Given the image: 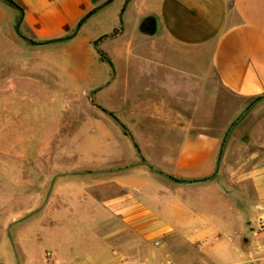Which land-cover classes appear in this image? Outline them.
I'll return each mask as SVG.
<instances>
[{"label":"crops","instance_id":"0c3cea01","mask_svg":"<svg viewBox=\"0 0 264 264\" xmlns=\"http://www.w3.org/2000/svg\"><path fill=\"white\" fill-rule=\"evenodd\" d=\"M13 1L21 9L0 0V14L9 20L14 44L29 50L20 70L30 71L31 83L22 80V89L44 87L32 81L41 51L61 70L55 81L44 74L47 87L61 89L55 94L110 91L128 102L133 97L120 110L96 102L107 112H100L96 126L104 115L132 133L116 130L109 151L95 158L78 153V166L54 161L68 158L65 152L4 154L41 165L56 193L46 199L42 215L35 209L25 226L14 227L18 264H162L165 256L176 264H218L248 258L258 239L254 228L246 230L264 215L263 129L229 135L221 155L219 134L182 128L207 126L199 113L209 115L223 90L264 109V0ZM143 20L150 26L143 27ZM63 57L82 59L70 67ZM37 110L22 107L15 116V141L36 138L43 129L52 131V143L56 126L70 121L68 109L53 104L36 126ZM141 127L178 133L140 135L133 129ZM40 235L50 244L36 250L30 240L36 236L38 242Z\"/></svg>","mask_w":264,"mask_h":264},{"label":"rangeland","instance_id":"374dc122","mask_svg":"<svg viewBox=\"0 0 264 264\" xmlns=\"http://www.w3.org/2000/svg\"><path fill=\"white\" fill-rule=\"evenodd\" d=\"M12 35V31L9 29V20L0 14V116H6L4 121L0 120V261L3 264H18L17 246L13 234L14 227L26 222L23 224L25 226L28 223L27 220L35 215V211L32 212L35 209L38 215H42L45 210L46 199L50 195L56 194L55 191L49 189L51 177L48 174H44L45 169H42L41 165L38 164L37 167L30 164L28 160L8 158L7 156L15 155V153H17V156H28L42 150L65 152L68 154V158L55 159L54 161L60 164H65L68 161L70 166H78L77 162L79 160L76 159L78 153L81 156L85 154L84 157L87 158H95V156H100V154L109 151L110 145L113 144L112 141L117 133L127 135L132 133V128L123 125H118L117 127L111 125L104 119L105 117L102 113L101 125L96 126V124H99L100 112L107 113L96 102L103 104L106 108H119L120 110L123 106L128 107L129 104L132 105V96L128 98V102L125 97L119 96V94H112L110 91L97 96L94 94L76 96L55 94L54 91H61V89L53 86L47 87L48 83L45 76L49 75L51 81H55L52 78L53 75L61 70L57 65L44 60L45 52H38L39 56L43 58L37 63L39 65L38 75L36 78H32V81L37 80L44 87H40L38 92L33 91L32 93L22 89L23 87L21 88L19 84L22 80L31 83L30 71L24 69L21 72L20 70V59L28 55L29 50L17 47L11 40ZM81 59L80 57L74 60L68 59V65L70 67L76 66L77 61ZM63 60H65V57H63ZM67 61L65 60V62ZM107 62V65H109V60ZM3 66L6 68L5 71L2 69ZM66 90L68 91L69 88H66ZM69 92H75V89H70ZM220 97L222 102L220 101L217 106L215 105L212 111H208L209 115L202 117L200 116L201 112L199 113V122L204 120L203 122L205 123V119L208 118V122H206L207 126L182 129L186 131L190 129L192 132L204 131L219 134L224 139L230 125L254 102V99L241 98L224 90L221 91ZM53 104L57 108L68 109L70 121H64V125L56 126L54 141L52 143H47L52 131L43 132V129L38 130V137L36 138L27 137L26 139L25 137L16 136L15 138L18 140L15 141L14 133L16 131L14 128L17 122L14 121V118L20 114L22 107L34 106L38 109L34 112L37 118L33 120V123L39 126L42 115H48L45 108ZM99 109L102 110L99 111ZM26 111L23 113H29L28 110ZM256 112L263 113V116L261 118L259 116L256 119ZM50 114L52 115L53 113L50 112ZM81 117H85L86 120L84 122L81 121ZM263 118L264 109L260 111L259 108H253L252 106L233 126L229 135L244 133V128L250 129L249 133L253 134L259 132L261 128L264 131ZM133 129H137L140 135H158L164 132L178 133V128H166L165 131L159 128L146 127ZM128 139L131 144L130 138ZM27 214L31 215L23 219ZM251 224L246 230L250 233L257 226L256 220L252 221ZM41 231V228L38 229L39 233ZM40 237L42 239L38 242L36 241V236L35 239L32 238L30 240V242L34 240L32 244L36 250H42L50 244L43 235H40ZM255 237L258 240L253 244L255 248L250 250L251 254L248 257H257L264 264V235Z\"/></svg>","mask_w":264,"mask_h":264},{"label":"built area","instance_id":"2783aa9c","mask_svg":"<svg viewBox=\"0 0 264 264\" xmlns=\"http://www.w3.org/2000/svg\"><path fill=\"white\" fill-rule=\"evenodd\" d=\"M254 235L255 236H263L264 235V215L260 216L257 219V226L254 228ZM155 244L159 245L160 242L156 241ZM162 264H176V263L171 257L165 256ZM218 264H262V263H261L260 259L257 257H248V258L239 259V260H235V261L221 262Z\"/></svg>","mask_w":264,"mask_h":264},{"label":"water","instance_id":"95a60500","mask_svg":"<svg viewBox=\"0 0 264 264\" xmlns=\"http://www.w3.org/2000/svg\"><path fill=\"white\" fill-rule=\"evenodd\" d=\"M153 27L151 28L152 31H154V27L155 25H152ZM141 30V29H140ZM254 103L250 104L248 108H246L236 119L235 121L230 125L229 129L227 130L226 132V135L223 139V143H222V147H221V155H222V152L224 150V147H225V142L227 140V137L231 131V129L233 128V126L246 114V112L253 106ZM142 163L147 165L149 168H152V166L149 164V162L147 160H142ZM0 264H3L1 261H0Z\"/></svg>","mask_w":264,"mask_h":264},{"label":"trees","instance_id":"16d2710c","mask_svg":"<svg viewBox=\"0 0 264 264\" xmlns=\"http://www.w3.org/2000/svg\"><path fill=\"white\" fill-rule=\"evenodd\" d=\"M7 1H9L10 3H12L14 6H16L17 8H19V9H21L13 0H7ZM83 20V19H82ZM81 20V21H82ZM116 31V29L114 30V32ZM98 52H99V54L101 55V57H103L104 59H107V60H109L108 59V57L106 56V54L103 52V51H101V50H98Z\"/></svg>","mask_w":264,"mask_h":264},{"label":"flooded vegetation","instance_id":"af4514ba","mask_svg":"<svg viewBox=\"0 0 264 264\" xmlns=\"http://www.w3.org/2000/svg\"><path fill=\"white\" fill-rule=\"evenodd\" d=\"M150 20H143L142 21V23H141V25L143 26V27H148V26H150Z\"/></svg>","mask_w":264,"mask_h":264}]
</instances>
